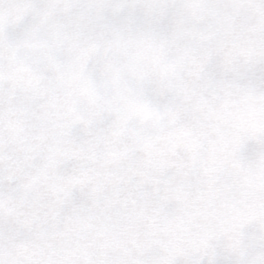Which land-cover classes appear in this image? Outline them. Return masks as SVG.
I'll return each instance as SVG.
<instances>
[{
    "label": "clouds",
    "instance_id": "clouds-1",
    "mask_svg": "<svg viewBox=\"0 0 264 264\" xmlns=\"http://www.w3.org/2000/svg\"><path fill=\"white\" fill-rule=\"evenodd\" d=\"M57 15L66 36L57 40L51 27L36 34L54 46L53 59L40 63L45 92L31 108L37 118L13 123L0 139V261L35 264L102 237L109 247L97 243L94 255L136 264H264V135L247 136L206 200L201 188L214 158L256 126L235 73L245 37L258 35L264 45V19L237 12L234 29L200 43L215 13L177 18L160 38L162 50L132 66L93 37L88 13ZM229 44L230 58L223 55ZM187 49L194 54L176 64ZM202 58L209 61L203 68ZM173 64L174 73L161 71ZM133 101L153 114L125 119ZM178 132L183 144L173 149ZM150 136H160L155 151L176 162L163 177L138 147ZM184 177L194 187L177 198L187 191ZM157 178L166 181L167 199H153ZM73 179L84 182L69 188Z\"/></svg>",
    "mask_w": 264,
    "mask_h": 264
},
{
    "label": "snow or ice",
    "instance_id": "snow-or-ice-1",
    "mask_svg": "<svg viewBox=\"0 0 264 264\" xmlns=\"http://www.w3.org/2000/svg\"><path fill=\"white\" fill-rule=\"evenodd\" d=\"M240 11L247 12L256 20L264 19V0H0V139L13 123H26L37 118L31 108L38 104L45 92L40 63L42 58L53 59L54 46L47 40L37 39L36 34L51 27L57 40L66 36V25L57 14L88 13L93 37L125 54L129 65L138 66L142 60L162 50L164 44L160 38L173 27L177 18L196 22L208 13H215L207 32L199 36V42L204 43L227 29H234L232 18ZM244 44L240 54L245 60L237 67L235 79L239 81L240 99L251 109L250 115L256 126L246 129L244 136L238 137L229 149L214 158L213 166L205 173L201 185L205 200L215 191L222 166L238 156L247 136L264 135V45L258 35L245 37ZM232 51L233 46L226 45L223 55L230 58ZM193 54L194 49L185 50L176 64ZM208 62L202 58L201 68ZM176 64L163 66L161 71L174 73ZM152 114L153 110L147 103L133 101L125 119ZM173 115L171 111L166 114L169 119ZM174 135L173 149L183 144V133ZM160 139V136L141 138L138 147L149 163L155 161L158 164L163 177L164 171L176 162L167 154L155 151V144ZM83 182L73 179L68 181L67 186L71 188ZM183 182L187 191L178 194L177 198L186 197L194 187L188 177H184ZM151 183L154 185L153 199L168 198L169 190L164 187V179L157 178ZM63 204L62 199L56 201L57 212ZM154 214H163V209L156 210ZM3 224L4 208L0 205V230ZM24 224L26 226L27 221ZM97 243L109 247L108 242L97 237L73 243L67 251H50L35 264H136L131 257L94 255ZM0 264L3 262L0 261Z\"/></svg>",
    "mask_w": 264,
    "mask_h": 264
}]
</instances>
